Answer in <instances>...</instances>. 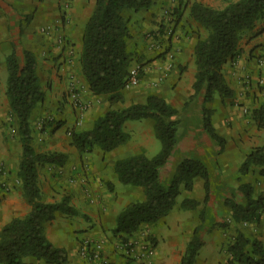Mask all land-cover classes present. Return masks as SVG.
Masks as SVG:
<instances>
[{"label": "trees", "instance_id": "1", "mask_svg": "<svg viewBox=\"0 0 264 264\" xmlns=\"http://www.w3.org/2000/svg\"><path fill=\"white\" fill-rule=\"evenodd\" d=\"M154 1L96 0L93 13L85 24L80 58L83 75L92 93L106 95L112 105L126 103L124 89L133 73L130 69L133 54L129 49L133 34L123 13L148 9ZM22 16L29 22V14ZM190 16L206 29L207 34L199 36L194 45V93L184 107L180 109L163 96L149 94L143 101L107 110L91 128L74 131L71 136L79 152L98 148L108 153L131 140V134L125 129L127 121H154L160 150L153 156L139 152L115 161L114 172L119 181L141 187L144 198L131 202L118 213L113 232L123 239L124 235L134 233L144 224L158 222L178 205L182 190L192 191L196 180L201 179L204 201L188 197L180 203L185 210L202 205L200 223L187 243L181 264L195 263L207 231L228 225L225 219L212 214L211 198L214 195L231 209V220L235 223L259 222L264 210V196L255 195V186L251 182H241L229 191H215L216 156L224 152L227 140L217 131L212 119L213 110L208 106L217 95L221 98L234 96L224 66L240 55L239 45L244 33L254 29L264 18V0H230L222 9L193 1ZM12 48L6 58V94L17 120L23 148L18 175L22 179L23 196L31 209L26 216L12 219L1 229L0 263L26 264V257L31 256L47 264H71L67 250L48 239L44 226L57 212L76 214L77 209L71 204L70 196L59 201H43L38 183L39 163L64 165L69 156L64 152L42 153L35 149L31 115L44 101L45 91L38 75L36 54L21 41L15 42ZM142 74L140 72L138 76ZM191 107L196 111L190 117L187 110ZM253 113L259 128L264 129V106ZM188 138L191 141L205 138L211 146L204 149H207V155L199 153L195 149L198 146L191 147ZM210 157L214 171L208 161ZM255 167H261L260 174L264 176V144L253 147L245 156L239 168L240 175H247ZM238 196L242 199L238 200ZM227 251L231 264H264L263 242L239 229Z\"/></svg>", "mask_w": 264, "mask_h": 264}, {"label": "crops", "instance_id": "2", "mask_svg": "<svg viewBox=\"0 0 264 264\" xmlns=\"http://www.w3.org/2000/svg\"><path fill=\"white\" fill-rule=\"evenodd\" d=\"M193 1H199L211 7L222 9L228 5L230 0H155L153 3L154 5L152 4L149 10L140 12L142 15L140 20H136L137 23L130 27L134 36H137V38L140 37L138 42H145L143 38L145 32L157 27L158 25H160V23H171L170 25L165 24V26L166 28L167 26L170 27L171 30L174 31L173 40L176 41V48H179L178 63H180L181 68L180 75H178L177 77H173V74L169 75L165 71H153V74L150 73L151 81L154 82L159 78L157 82L158 84L161 83V86L160 88L149 90V94H157L163 96L172 105L177 107L178 105L174 101V98H170V93L176 92L180 94L179 97H181V101L183 104L181 108L184 107L187 101H189L190 96L194 93L193 83L195 80L196 71L194 62V45L199 38L200 33H203V29L198 28L199 24L190 16V6ZM11 4L12 3L9 0H0V20H4L6 25H8L9 20L7 16L10 14V10L13 8ZM90 10L89 7H85L84 13L78 14L75 9V20H71L70 22H63L59 25V30H61V32L66 35L68 43L73 48H75L74 56L71 57L73 58V61L71 63L68 61V57H61L60 60H52L53 58L50 55L56 49V39L54 36L44 37L43 34H38L39 31L37 33V29H34V26H31L32 31H30L32 41H34L35 46L41 47L43 49L45 48L49 52L48 56H46L49 57L48 59L40 60L39 58L38 60V66H40L41 69L43 68L47 72L51 71L52 73L51 78L53 92L51 98H49L48 96V101H51L52 103L48 104L47 108H50L49 110L57 112V114H60L61 116L62 113L66 115L69 114L67 116L68 120L73 118L74 111L70 106L71 102L68 95L70 88V75L71 73H76L80 81H77L74 84L76 85V87H80L78 94L81 99L85 100V102H88L91 105L89 111L86 114L87 118L85 121V125H87L86 127H88V129L91 128L94 121L99 116L103 115L107 110L115 107H124L122 103H116L115 105H112L108 101L106 95L93 94L89 89V85L86 84L85 79L82 76L81 63L79 61V52H81L82 50L83 27L85 22L87 21L85 19L89 16ZM163 11L166 13L167 11L168 13L173 11L174 15L178 14L179 16H182L179 18L180 20H178L177 24L176 22H173V20H159L161 19V17H166V15L162 14L164 13ZM21 12L22 13H20L18 16L20 30L23 29V24L29 22H32L31 24L34 25L35 23L37 24L42 21L58 25V20H30L29 22H25V19L22 15L27 13H24L25 11ZM168 16L171 17L172 14H169ZM0 33V40H3L5 36L2 35V30L0 31ZM247 43L248 41H245L241 45V48L243 49L242 55L237 64H232L230 61L225 66L226 74L235 91L234 96L229 98H221L217 95L215 99L208 104V106L213 110L212 119L217 131L227 140L224 152L216 156V161L218 162V168H216V171L218 173H221L222 168L229 167L230 163H233V165L236 163V169L239 170L243 159L250 152V150L253 147L264 144V129H259L257 126L253 127L252 125H250L249 122H253V116L251 114L252 111H250L249 114H246L242 110L244 108H251V110H253V108L264 105V86L260 88V90H257L255 88V81L259 77V75H261V80H264V67L260 68L255 58L246 59L251 47H253L255 44L260 43L261 46L256 48L253 53L258 54L261 49H264V32L259 38L252 39L248 44ZM12 46L13 42H11V50L9 51V53L13 49ZM29 48H34V46H31ZM29 48L27 47V49ZM9 53H7L4 62L0 60V108L4 107V112L3 110H0V116L3 117V119H7V109H9V101L6 94L8 75L6 68V58ZM65 53L66 51L64 52V54ZM1 57L2 56L0 54V58ZM153 64V61L150 62L148 64V67ZM233 67L237 70V73L234 77H232V74H234ZM239 75L242 76L238 77ZM245 76L251 77L254 83H251V87H246V89L243 88L245 85L244 82H242ZM43 87L45 86L43 85ZM44 89L48 94L46 88ZM126 91L127 90H125L124 94L126 99L129 100L131 98V96H129L131 92L127 91L126 93ZM235 97H238V99H235ZM235 100H239V102L235 103ZM198 109L199 108H197V110ZM187 112L190 117L192 114H194L192 107L188 109ZM39 114L38 112H35L32 115V121ZM134 122H139V120L127 121L125 123V128L127 129V127H129V125ZM59 132L60 129L57 130L54 134L57 135ZM192 137L193 135H191V138ZM188 139L190 140V146H198L195 149H198L199 153L203 154L204 156L207 153V149L211 147L209 143H206V140H204L205 138L201 140L203 141L202 143H200V140L191 141L190 138ZM187 143H189V141H187ZM61 145L62 142L59 141L56 145L58 150H64L72 154H69L70 161L67 165L68 167L65 166L66 175H69L70 165L73 164V161L77 160L76 157L72 158L77 154V149L75 147L69 146L68 144L66 145L67 148H62ZM10 147L11 151H6V147H0V163H4L6 168L10 169V172L13 171L14 174L16 173L15 171H17V169L20 167L23 148L20 144L9 146V148ZM205 148L207 149L204 150ZM116 150L117 148L108 153L102 152L101 157L98 158L99 160H92L93 165L90 166V169H92V175H90V172L88 171L87 178L88 182L91 183L90 187L95 194L94 197L96 203L94 204H89L86 196L82 191H80L78 186H71L66 177H64V179L66 178L65 182H59V180L62 178H59L60 176L58 175H55L53 178L49 179L50 185L55 189V191H53L49 187V191L51 192V196H55V198H51V196H49V198L46 200L59 201L62 197V195H60L59 193H64L65 191H67L72 198L73 203L71 204L77 209L76 214L57 212L55 218L51 221L46 222L44 226L45 234L48 239L55 246L65 248L67 250L69 262L71 264H99L98 262L87 260V258L80 254L81 243L86 239L97 242L102 246V250L105 257L108 259L109 264H127V260L119 247L121 236L114 234L113 232V229L116 226V217L118 213L124 207L131 203L129 201L126 203L123 202L124 198L121 196L119 188L121 186H125L136 188L142 192L143 189L141 187L125 185L119 181L117 175L114 172V164L118 158H121L123 156H117L115 154ZM96 152L97 154L100 153V151ZM91 156L93 158V155ZM106 164H108L107 170L105 169ZM10 174L12 175V173ZM221 179H223V177ZM197 180L194 184V189L188 195H186V198H194L202 202L205 198L204 184L203 180L202 182ZM9 181L11 190L8 193L4 190L0 191V195L4 196V198H1L3 200H0V231L3 226L9 223L12 219L26 216L31 209L26 199L23 198L22 191L19 185L15 184L14 180ZM218 181V184H222L223 186L229 184L226 179ZM227 189L228 188L225 187V189H223V192H225ZM74 195L76 196V200L75 197H73ZM214 197L215 195L213 196V198H211V201L215 200ZM142 198H144V193ZM200 207L202 208V205L198 206L197 209L191 210L194 212L199 210V212L196 218L194 217V219H192V221H190L188 225H185L184 220L186 218L184 214L185 212L189 213L188 210H184L180 214H174L176 208L175 207L167 216L163 217L158 222L152 224H144L134 233L124 235L123 239L132 242L135 246L136 253L139 254L141 253L142 244L147 240V235L151 236L152 238H154L157 244L154 264H181V259L185 252L187 243L190 240L193 231L200 223ZM228 211L230 214L231 209L229 207ZM214 213L216 214L215 217L222 219L223 216L221 213H218V208L214 211ZM171 215L176 219L175 224H173L175 226L169 223V217ZM261 223L262 225L260 227H254L256 223H251V226L253 228H256L255 231L252 230L254 232V236L259 238L264 244V211L261 214ZM235 224L231 223L230 225L236 226ZM238 229L249 236H253L251 231L242 230L245 229L243 227H240ZM207 233L208 234H204V236L206 235V238H204L203 236L204 244L200 248L194 264L216 263L215 260L213 262L209 261V258H204V255H201V250L204 247L211 246L216 250H219L220 247L223 246L224 248H227L228 244L233 241L236 236V233L231 231L225 234V229H222V227L213 228L210 231H207ZM25 262L26 264H47L44 261L38 260L37 258L31 256L26 257Z\"/></svg>", "mask_w": 264, "mask_h": 264}, {"label": "rangeland", "instance_id": "3", "mask_svg": "<svg viewBox=\"0 0 264 264\" xmlns=\"http://www.w3.org/2000/svg\"><path fill=\"white\" fill-rule=\"evenodd\" d=\"M12 4V9L10 10V14L7 16L9 18L8 20V25H6L4 20H0V31L2 30V35L5 36L3 40H0V54L1 58L0 60L4 62V59L11 50V42H19L21 40V43L24 47H31L34 46V48H29L31 51H33L36 56H37V61L43 60V59H48V50L43 49L41 47L35 46L34 41H32V36L30 34L31 26H34V29H37L36 32L38 34H43L44 37H55L56 39V49L55 51L50 55L53 59L52 60H60L61 57H68V61L71 63L73 61L72 56H74L75 48H73L67 41L66 35L59 30V25L63 22H70L71 20H75L74 18V13L75 9L78 14H83L85 7H89L90 13L89 16L85 20H89L91 17L94 7L96 5V0H9ZM154 5V4H153ZM15 6V7H14ZM144 10H149L148 9H142L138 11L134 10H126L124 11V17L129 21V26L131 27L135 23H137L136 20H140L141 18V11ZM21 11H25L24 13L29 14L31 20H58V25L50 24L48 22H40V23H35L31 24L32 22L25 23L23 24V29L20 30V25L18 21V16ZM164 12V11H163ZM163 15H166L165 18L159 19V20H173V22L178 23L179 18L182 16L174 15L173 11L168 13L164 12L162 13ZM169 14H172V16H168ZM85 22V24L87 23ZM10 22V23H9ZM85 24L83 27V35H84V29H85ZM165 24L170 25L171 23H164L158 25L157 27L148 30L145 32L143 35V38L145 42L139 41V38L137 36H134L131 40H129V49L132 51L133 54V61L131 65V71H136L138 81L134 84H131L130 86H126L124 89L127 91H130L131 98L129 100L126 99V103L123 104L125 106L126 104L129 105L130 103L133 102H139L143 101L147 94H149V90L151 89H157L160 88L161 83L158 84V79H156L154 82L151 81L150 78V73L153 74V71H165L169 75L173 74V77H177L180 75V63H178L179 60V48L177 49L175 43L176 41L173 40V33L174 31L171 30L170 27L165 26ZM264 18L260 19L255 28L252 30H248L247 32L244 33L241 41H240V55L235 59V60H230L232 64H237L238 60H240L241 55H242V48L241 45L245 41H251L252 39L259 38L263 32H264ZM259 25V26H258ZM203 29V33H200V36L202 35L203 37L206 36L207 31L206 29L202 27H198ZM131 29V28H130ZM22 32V33H21ZM132 32V29H131ZM200 32V31H198ZM1 34V33H0ZM55 34V35H54ZM138 43V44H137ZM247 43V44H248ZM246 44V45H247ZM261 46L260 43L255 44L253 47H251L248 56L246 59H253L255 58L257 61V64H259V57H261L262 53L264 54V49H261L258 54L253 53L256 48ZM244 48V47H243ZM82 49H83V39H82ZM66 51V55L64 52ZM79 61L81 58V52H79ZM64 54V55H63ZM50 60V59H49ZM65 60V59H64ZM154 62L153 65L148 67V64L150 62ZM158 61V62H157ZM229 61V62H230ZM81 63V61H80ZM226 66V65H225ZM225 66H224V71H225ZM4 67V65H3ZM164 68V69H163ZM261 68V67H260ZM176 71V72H175ZM142 72L143 74L138 76ZM81 73L83 78L85 79L83 72H82V66H81ZM233 73L232 77L235 76L237 73L236 68L233 67ZM8 74V73H7ZM51 71L47 72L45 69H41L40 66H38V75L40 82L42 86L44 85L46 88L48 94L46 93L45 89V99L42 103H40L33 111L32 115L36 112H38L39 115L32 121V115H31V126H32V131H33V145L37 152H64L68 154L69 159L64 165H56V164H38V183L41 189V197L43 201L46 202H53V201H47L46 199L51 196V192L49 191L50 189L55 191V189L50 185L49 179L53 178L55 175L60 176L59 178H62L59 180V182H65V179L67 178V181L71 184V186L75 185L78 186L80 191L83 192V194L86 196V199L89 204H94L96 203L95 201V194L90 187V182H88V171L90 172V175H92V169H90V166L93 165V161L99 160L98 158L101 157L102 151L98 148L94 149L91 152H79L78 149L74 146L72 143V133L74 131H79V130H85L88 129L85 125L86 121V114L89 111L91 105L88 102H85V100L81 99V97L78 94L79 88L76 87L75 82L79 81L76 73H71L70 75V88H69V99H70V106L72 107L74 111V116L73 118L68 120V115L62 113V116L57 114V112H53L52 110H49L50 108L48 107V104H51V101H48V96L51 98L52 96V75ZM166 75V74H165ZM226 78L228 82L230 83L228 76L225 71ZM8 76V75H7ZM242 75H239L238 77H241ZM261 80V75L256 79L255 81V88L260 90L264 85L263 83L260 82ZM80 82V81H79ZM86 84L88 82L85 79ZM151 82V83H150ZM244 87L246 89L251 87V83H253L251 77H244ZM155 83V84H154ZM152 84V85H151ZM231 84V83H230ZM89 85V84H88ZM82 86V85H81ZM157 86V87H156ZM232 86V85H231ZM90 89V88H89ZM126 91V93H127ZM50 92V93H49ZM243 93V92H241ZM240 93V94H241ZM73 94V96H72ZM170 98H174V101L177 103V107H182V101L181 97H179L180 94L178 93H170ZM141 96V97H139ZM56 97V96H55ZM8 98V97H7ZM55 99V98H54ZM76 99H79L81 102H84L87 105V110L85 111V115L82 119L81 122L78 120V112H77V106H76ZM235 99H238V97H235ZM9 101V99H8ZM235 103H238L239 100H235ZM129 103V104H128ZM195 106V105H193ZM264 105H260L256 108H244L242 109L244 113L249 114L250 111L252 116H253V122H249L250 125L253 127H258V123L254 118L253 111L257 108H260ZM8 116L7 119H3V117L0 116V147L5 148L6 151H11V147L9 146H14V145H21L22 142L20 140V134L18 132V126H17V120L16 117L13 115V112L11 110L10 104L8 102ZM116 108V107H115ZM0 110H3L4 112V107L0 108ZM193 112L196 110L192 108ZM92 127V126H91ZM154 121L151 119H144V120H139V122H134L127 127L126 131H128L131 134V140L117 148L115 151V154L117 156H129L132 154H136L139 152H144L148 155H154L157 153L160 148H161V143L160 141L156 138L155 132H154ZM60 129V132L56 135L54 134L57 130ZM263 129V128H259ZM61 141L62 148H67V144L69 146L75 147L77 149V154L73 156L72 158L76 157L77 160L73 161V164L70 165V174L66 175V167H68V163L70 161V154L67 151L64 150H58L56 145L57 143ZM96 151H100L99 154H97ZM105 153V152H103ZM70 154V155H69ZM93 155V158L92 156ZM121 157V158H123ZM119 159V158H118ZM208 159V158H207ZM209 164L211 168L213 167L214 171V166L213 163L211 162V157L208 159ZM236 164V163H235ZM235 164L230 163L229 167H224L221 169V173H218L215 170V173H213V178L215 180V191L225 189L227 187L228 189H235L241 182H251L255 186V195H263L264 196V176L260 174V167H255L254 170L247 175H240L239 170L236 169ZM66 166V167H65ZM105 169H108V164L105 165ZM19 168L16 173L13 174V171L10 172V169L6 168L4 163H0V191H5L4 186H8V189L6 192L8 193L11 190V185L9 180H14L15 184H18L21 191H22V196H23V190H22V179L18 175ZM68 171V169H67ZM10 173H12V176ZM64 177H66L64 179ZM226 179L229 184H226V186H223L222 184H218V180H223L221 179ZM200 182H202L201 179H198ZM197 180V181H198ZM252 180V181H251ZM50 187V189H49ZM227 189V190H228ZM119 192H121V196L124 198L123 202H133L136 200H139L143 196V192L136 189V188H130V187H125L121 186L119 188ZM191 191H188L186 189L182 190V193L178 197V202L179 205L176 206L175 208V213H182L185 209H183L180 206V203L182 202L183 199H185ZM118 193V189H117ZM62 195L61 199L64 196H70L67 191L64 193H59ZM74 194V193H71ZM196 195V193H195ZM200 195V194H199ZM4 196L0 195V200L2 201ZM71 197V196H70ZM76 200V196L74 195ZM24 198V196H23ZM51 198H55V196H51ZM25 199V198H24ZM60 199V200H61ZM215 199V197H214ZM217 199V197H216ZM214 200L213 204L211 205L212 208V214L215 216L216 214L214 211L218 208V213L222 214V219H225L227 221L228 225L226 227H222V229H225V234L229 233V231L236 233L237 235V230L240 227H243L245 229L242 230H247L251 231L253 236L256 228H253L251 226V223L247 222H241L235 224L233 220H231V213L229 214L228 207L223 205L221 203L220 199ZM238 200H241L242 198L240 196L237 197ZM97 200V199H96ZM71 203L72 198H71ZM99 204V203H98ZM30 205V204H29ZM31 207V206H30ZM201 209V207H200ZM264 211V210H263ZM189 213L184 214L186 217L185 220V225H188L194 217L196 218L199 210L197 211H191L188 210ZM173 214V213H172ZM177 214V215H178ZM190 219V220H189ZM176 219L172 217V215L169 217V223L171 225L175 224ZM234 223L236 226H231L230 224ZM254 227L258 226L260 227L262 225L261 219L259 222H253L255 224ZM240 224V225H238ZM175 226V225H173ZM257 227V228H258ZM253 230V231H252ZM209 233V232H208ZM207 232L205 234H208ZM234 235V234H233ZM256 237V236H254ZM206 238V235L204 236ZM147 239L154 240L151 236L147 235ZM228 239V238H227ZM229 240V239H228ZM120 241H124L121 239ZM206 246V245H205ZM228 248V247H227ZM227 248L224 246L220 247L219 250H216L215 248L211 247H204L201 250V255H204V258L208 259L209 261L215 260L216 263H211V264H231L229 262V253L227 251ZM0 264H5V263H0ZM203 264V263H202Z\"/></svg>", "mask_w": 264, "mask_h": 264}, {"label": "built area", "instance_id": "4", "mask_svg": "<svg viewBox=\"0 0 264 264\" xmlns=\"http://www.w3.org/2000/svg\"><path fill=\"white\" fill-rule=\"evenodd\" d=\"M259 57L260 67H264V54ZM138 81L136 71H133L132 75L126 86H130ZM264 84V80L260 81ZM76 108L78 112V120L82 121L85 111L87 110V105L84 102H81L79 99H76ZM5 191L8 189V186H4ZM119 247L123 252L124 257L127 260V264H154V257L156 253L157 244L155 240L147 239L145 243L141 246V253L137 254L135 246L129 240H124L119 243ZM80 254L83 255L87 260L98 262L99 264H109L108 259L105 257L102 250V246L97 243L90 241L88 239L84 240L80 246Z\"/></svg>", "mask_w": 264, "mask_h": 264}]
</instances>
